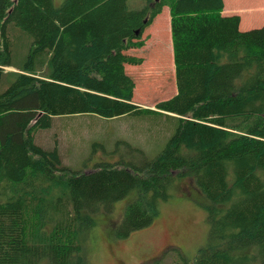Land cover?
<instances>
[{
	"label": "trees",
	"instance_id": "16d2710c",
	"mask_svg": "<svg viewBox=\"0 0 264 264\" xmlns=\"http://www.w3.org/2000/svg\"><path fill=\"white\" fill-rule=\"evenodd\" d=\"M166 9L177 92L148 109L127 66L144 63L131 51ZM223 11L224 0H0V264H84L94 216L136 191L114 228L126 239L182 174L207 198L210 238L192 264H264V27L241 31ZM78 114H158L175 130L154 158L127 145L132 160L85 172L37 142Z\"/></svg>",
	"mask_w": 264,
	"mask_h": 264
},
{
	"label": "rangeland",
	"instance_id": "374dc122",
	"mask_svg": "<svg viewBox=\"0 0 264 264\" xmlns=\"http://www.w3.org/2000/svg\"><path fill=\"white\" fill-rule=\"evenodd\" d=\"M63 2L54 0L57 6ZM131 53L144 59L142 65L127 66V73L136 82L135 103L152 109L176 94L169 9L145 32L143 47ZM174 130L175 122L158 114L119 118L78 114L56 118L52 128L37 132V142L48 149L58 146L65 165L88 172L100 163H117L123 156L132 160L127 145L142 148L154 158L167 144L165 136ZM136 131L139 137L134 136ZM196 186L191 177L182 174L152 224L126 239L115 238L114 228L122 221L126 206L137 198L136 191L116 203L111 212L94 216L96 226L83 239L84 264H141L157 260L161 264H192L193 257L207 246L210 238L207 198Z\"/></svg>",
	"mask_w": 264,
	"mask_h": 264
},
{
	"label": "crops",
	"instance_id": "0c3cea01",
	"mask_svg": "<svg viewBox=\"0 0 264 264\" xmlns=\"http://www.w3.org/2000/svg\"><path fill=\"white\" fill-rule=\"evenodd\" d=\"M234 15L241 18V31L264 27V0H224L223 16Z\"/></svg>",
	"mask_w": 264,
	"mask_h": 264
}]
</instances>
